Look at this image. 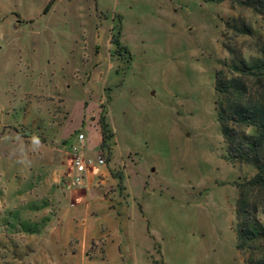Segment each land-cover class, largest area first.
Wrapping results in <instances>:
<instances>
[{
    "label": "rangeland",
    "instance_id": "374dc122",
    "mask_svg": "<svg viewBox=\"0 0 264 264\" xmlns=\"http://www.w3.org/2000/svg\"><path fill=\"white\" fill-rule=\"evenodd\" d=\"M58 1L0 0V47L11 23L31 17L34 25L15 34L28 38L27 53L33 40L53 39L60 56L41 73L24 59L17 61L25 68L20 77L0 73V264H23V222L31 225L33 245L39 242L42 227L33 225L40 217L38 182L57 183L59 155L68 163L63 152L72 145L61 133L75 141L84 133L95 145L102 115L114 133L111 154L100 151L107 166L114 155L112 164L135 163L146 175L133 195L139 217L132 229L135 245L153 247L151 263L247 264L237 248V182L255 170L227 160L215 81L231 60L225 45L246 56L264 49V15L244 5L247 0H64L73 10L54 15L58 26L51 18L41 21ZM110 172L121 177L122 166ZM67 179L64 173V187ZM109 182L106 192L125 202L124 188ZM61 191L58 196H69ZM254 199L259 207L261 197ZM51 205L44 199L42 210ZM259 209L256 258L264 256ZM107 238L93 240L91 258H106ZM79 241L70 237L68 255ZM41 247L29 264L66 261L56 259L47 235Z\"/></svg>",
    "mask_w": 264,
    "mask_h": 264
},
{
    "label": "crops",
    "instance_id": "0c3cea01",
    "mask_svg": "<svg viewBox=\"0 0 264 264\" xmlns=\"http://www.w3.org/2000/svg\"><path fill=\"white\" fill-rule=\"evenodd\" d=\"M67 1L59 0L52 7L51 11L44 16H41V21L51 18L50 25L58 26L59 20L55 18L58 12L67 13L73 10V5L65 4ZM48 12V11H47ZM46 12V13H47ZM62 18V17H61ZM24 20L14 21L11 23V34L9 38H5L4 47H0V59L5 52L3 63L0 64V73L3 71L4 75H8L12 71L16 77H20L24 74L25 68L20 66L17 61L24 59L31 65V70L39 71L46 70L53 64L55 67L60 60L59 52L56 47V41L53 39L47 40H33L31 43L32 53H27L30 42L28 38L18 36L23 29H25L33 19L31 17L23 18ZM33 24V22H31ZM34 25V24H33ZM19 33L18 35H15ZM32 41V40H31ZM49 47H47V46ZM37 50L39 52L37 53ZM45 50L49 52L47 55V61L49 63L43 64L41 58ZM82 48L79 49V57H81ZM12 57V58H11ZM14 59V62L12 61ZM52 67V66H51ZM71 135V134H70ZM87 147L85 150L86 157L88 159L97 160L102 157L101 151V134L99 136L98 143L91 145L88 136ZM59 138V137H58ZM60 139L63 141H69V144H73L75 140L70 139L68 133H61ZM64 159L68 158V154L63 152ZM111 162L106 167H97L96 169L89 171L86 175L83 185L78 186L74 182V176L77 171L71 167H68L67 163L63 164L60 160L57 164V176L56 182L50 183L49 181H39L38 187V200L36 204L39 205V215L37 219L31 221L33 225H41V231L38 236L39 242L33 245L34 239H30L34 236L31 230V225L23 222V233L30 239L26 240L22 245L23 252L20 263L29 264V258L31 256H37L42 252L43 236L47 235L50 246L56 247L57 258L59 255L62 259L66 260L62 264H152L154 258V249L152 246L140 247L135 245L133 238L136 235L133 231V222L139 217V210L133 195L136 191L143 187L146 180V175L141 172L139 165L128 166L125 163L119 161L112 164ZM122 166L121 177L113 176L110 169L116 170L119 166ZM64 173L68 174L69 179L65 182L64 187L62 185V176ZM148 173V171H146ZM149 177V176H147ZM69 180V183H68ZM108 181H113L116 185H121L124 188L123 194L126 195V201L122 198H113L106 192ZM109 182V184H110ZM15 189V188H14ZM47 189V190H43ZM52 189V190H51ZM61 189L67 190L68 195H60ZM15 191V190H14ZM55 192V193H54ZM62 192V191H61ZM56 194L55 198L49 197V194ZM49 197V198H48ZM44 199H49L52 202L51 210L47 208L42 210V204ZM55 199V203L53 202ZM69 200L73 203L69 204ZM72 206V208H71ZM48 213V211H50ZM120 212V214H119ZM121 215V216H120ZM19 220V218H18ZM25 220V219H24ZM76 226L80 229L76 231ZM105 232H104V231ZM108 236V246L106 250V258L94 259L90 257L91 243L96 238H104ZM70 237H77L79 241L78 250L72 252L70 255L68 250V244ZM58 251V252H57ZM29 252V253H27ZM54 253V252H52ZM58 253V254H57ZM162 249L158 253V258L163 260ZM29 254V255H28ZM55 264V263H54ZM57 264V263H56Z\"/></svg>",
    "mask_w": 264,
    "mask_h": 264
},
{
    "label": "trees",
    "instance_id": "16d2710c",
    "mask_svg": "<svg viewBox=\"0 0 264 264\" xmlns=\"http://www.w3.org/2000/svg\"><path fill=\"white\" fill-rule=\"evenodd\" d=\"M243 4L264 15V0ZM225 47L231 60L216 72L215 105L226 157L233 165H248L255 170L252 178L237 182V248L247 255V264H264V256L256 258L251 251L262 235L255 218L260 206L264 208V49L246 56L229 45ZM100 126L101 150L111 154L114 133L105 115ZM258 197L262 200L259 207L253 201Z\"/></svg>",
    "mask_w": 264,
    "mask_h": 264
},
{
    "label": "built area",
    "instance_id": "2783aa9c",
    "mask_svg": "<svg viewBox=\"0 0 264 264\" xmlns=\"http://www.w3.org/2000/svg\"><path fill=\"white\" fill-rule=\"evenodd\" d=\"M86 147L87 137L84 133H81L66 152L68 154V167L77 171V174L74 176V182L78 186L84 184L89 171L97 167H107L106 160L102 157L97 160L88 159L85 154Z\"/></svg>",
    "mask_w": 264,
    "mask_h": 264
}]
</instances>
